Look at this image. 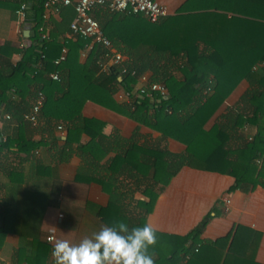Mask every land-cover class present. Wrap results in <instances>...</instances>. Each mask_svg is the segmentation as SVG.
<instances>
[{
    "label": "trees",
    "instance_id": "16d2710c",
    "mask_svg": "<svg viewBox=\"0 0 264 264\" xmlns=\"http://www.w3.org/2000/svg\"><path fill=\"white\" fill-rule=\"evenodd\" d=\"M44 1L17 2L27 5L22 24L31 29V43L0 46V107L4 105L18 126L32 124L24 114L40 93L43 101L35 126L43 120L51 134L55 123H61L57 126L66 131L62 161L70 156L78 137H90L87 144L78 146L89 157L75 178L94 181L107 192V206L98 210L105 225L123 222L132 228L145 224L159 193L183 166L229 175L234 178L232 189L248 191L264 185V0H210L203 11L181 7L178 14L157 22L140 13L97 6L91 15L112 46L127 57L106 70L99 63L105 52L102 46L95 45L80 61L88 40L64 37L75 14L73 6L62 7L58 20L46 19ZM62 48H66L65 57L56 64ZM15 53L20 58L14 62ZM54 72L57 79L50 76ZM145 73L148 83L165 86V95L138 93L139 77ZM241 81L249 84L248 89L222 110ZM121 89L125 99L117 101L115 94ZM10 93L17 100H11ZM86 101L177 140L185 150L139 145L137 131L128 142L116 131L107 139L101 135L102 122L82 115ZM19 144L28 152L48 143L21 139ZM108 152L114 156L101 163ZM136 192L145 199H135ZM209 217L183 236L156 231V243L149 249L154 264L220 263L222 252L215 256L214 244L199 239ZM5 234L1 225L0 248ZM23 239L29 244L18 248V262L24 258L26 264H55L50 259L52 244L37 235Z\"/></svg>",
    "mask_w": 264,
    "mask_h": 264
},
{
    "label": "crops",
    "instance_id": "0c3cea01",
    "mask_svg": "<svg viewBox=\"0 0 264 264\" xmlns=\"http://www.w3.org/2000/svg\"><path fill=\"white\" fill-rule=\"evenodd\" d=\"M160 1L168 8L166 16H173L181 7L191 11L198 7L203 11L212 0ZM17 2L0 0V46L21 47L31 43V29L23 26L22 18L16 13L20 6ZM59 12L47 11L44 15L46 19L58 20ZM64 37L74 39L76 36L69 31ZM81 51L80 61L86 58ZM122 56L123 61L126 60L127 57ZM19 58L18 53L12 56L14 62ZM145 75L148 77V73ZM140 84L139 81L137 89ZM248 87L246 81H241L229 96L230 103L225 102L221 108L235 104ZM9 96L11 100L18 98L13 93ZM115 99H125L122 89L115 94ZM3 106L0 107V226L6 229V234L0 248V264H26L24 258L18 262L16 257L21 244H29L23 237L29 239L37 235L40 240L47 241L52 231L54 240L47 242L53 246L57 240L77 244L105 225L98 210L107 206L109 196L98 183L75 178L89 157L78 149L90 141L87 134L78 137L70 156L62 161L59 156L66 131L58 129L61 123H55L51 134L43 120L36 126L28 122L18 126ZM81 112L87 119L102 122L101 135L107 139L116 131L121 140L128 142L137 131L135 139L139 145H157L171 152L185 150L183 143L164 138L160 132L92 101H86ZM216 115L207 126L214 122ZM21 139L48 144L26 152L20 149ZM113 156L114 152H108L100 161L105 163ZM233 184L234 178L229 175L183 166L159 193L146 223L157 232L183 236L209 215L199 239L214 244L215 256L222 252L218 264H249V261L264 264V185L257 184L245 191L232 189ZM134 198L145 199L139 192ZM225 198L230 200L228 205ZM50 259L55 261L52 253Z\"/></svg>",
    "mask_w": 264,
    "mask_h": 264
},
{
    "label": "built area",
    "instance_id": "2783aa9c",
    "mask_svg": "<svg viewBox=\"0 0 264 264\" xmlns=\"http://www.w3.org/2000/svg\"><path fill=\"white\" fill-rule=\"evenodd\" d=\"M68 5L73 6L75 13L69 25L71 34L88 40L84 49L81 51V55L85 57L95 45H100L104 48L103 58L99 61L102 70H106L110 65L121 63L123 56L114 49L109 38L104 35L98 22L91 15L90 11L93 8L106 6L111 11L140 13L151 22H157L168 14V8L160 0H45L43 4L45 12L51 11L53 13H57L62 6ZM26 9V3H21L16 13L23 19ZM65 54L66 48H62L61 54L55 60V63L57 64L64 59ZM122 72H125V69ZM50 76L52 79L58 78L57 72L52 73ZM139 81L141 82L138 87L139 94L151 95L153 92H156L160 95H165L166 93V88L163 84L156 82L148 83V77L145 74L139 77ZM42 101L43 96L39 93L31 110L24 114V118L33 125L37 122V113L42 105ZM58 129H62V127L59 125ZM224 201L227 205L230 202L228 198H225ZM46 240L49 242L54 240L52 231L46 237ZM185 258L188 259L189 254L185 255Z\"/></svg>",
    "mask_w": 264,
    "mask_h": 264
},
{
    "label": "clouds",
    "instance_id": "9594fccd",
    "mask_svg": "<svg viewBox=\"0 0 264 264\" xmlns=\"http://www.w3.org/2000/svg\"><path fill=\"white\" fill-rule=\"evenodd\" d=\"M156 230L149 224L129 228L125 223L101 226L77 244L57 240L52 249L55 264H154L150 246Z\"/></svg>",
    "mask_w": 264,
    "mask_h": 264
},
{
    "label": "rangeland",
    "instance_id": "374dc122",
    "mask_svg": "<svg viewBox=\"0 0 264 264\" xmlns=\"http://www.w3.org/2000/svg\"><path fill=\"white\" fill-rule=\"evenodd\" d=\"M230 101H231V100H229V99H228V100H226V103H228V104H229V103H230ZM221 109L223 110V108H221Z\"/></svg>",
    "mask_w": 264,
    "mask_h": 264
}]
</instances>
